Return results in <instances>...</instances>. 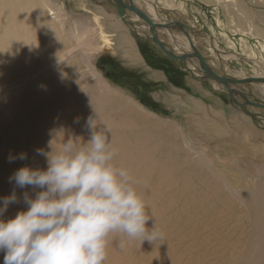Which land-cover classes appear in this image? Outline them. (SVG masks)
Here are the masks:
<instances>
[{"label":"bare ground","instance_id":"bare-ground-1","mask_svg":"<svg viewBox=\"0 0 264 264\" xmlns=\"http://www.w3.org/2000/svg\"><path fill=\"white\" fill-rule=\"evenodd\" d=\"M194 1L132 0L138 12L155 24L154 34L166 46L162 49L159 45L163 53L171 57L199 53L203 62L196 56L183 60V68L193 77L206 78L214 89L226 91L240 102L251 101L264 108V52L261 51H264V42H260L258 52L248 42V36L252 35L264 41V4L253 0H202L210 4L215 24L222 28V32H217L211 25L207 31L196 25L194 13H200L201 8ZM125 2L128 3L122 0ZM172 6L177 13L169 8ZM161 8L173 11L171 14H177L180 22L171 21V16L163 15ZM113 17L110 14L106 19ZM58 18V11L47 0H0V36L6 41L3 51L18 52L25 88L15 102L8 99L0 106V131L14 127L18 117H26L19 120L24 122L20 127H25V131L0 135V198L13 191L15 185L9 182V177L17 168L25 164L46 167L45 158L37 155L36 150L50 151L48 143L53 138V130L63 128L86 141L90 137L87 120L92 117L109 135L110 145L116 152L114 163L129 171L147 205L150 219L146 226L155 225L163 237L153 244L113 234L105 264H264V159L222 158L214 163L207 156L206 148L198 149L197 156L193 155L174 121L158 119L150 110L139 111L136 103L130 116L125 111L113 112L115 108L110 101L115 99L108 101L94 95L97 90L76 86L77 79L84 81L85 77L66 62V54L58 57V52L51 48L52 40H63L58 32L50 33L41 46L25 45L32 38L27 28L34 26L36 33H42L44 28L57 25ZM111 21L115 30L104 36L103 51L117 55L113 47L115 38L127 47L122 56L144 64L126 36V26L139 36L152 39L145 20L126 4L121 15ZM237 31L246 36L236 35ZM216 32L223 39L222 45ZM231 34L239 37L240 49ZM238 50L249 59L258 55L257 59L249 60V72L242 66L232 65L233 60L240 61ZM10 61L13 59L0 58V67L3 66L0 74L13 72L12 67L18 63ZM217 76L227 81H219ZM100 85L103 90L110 89L104 81ZM249 105L250 109H262L261 105ZM107 106L112 109L109 113L105 112ZM189 107L199 112L192 113L198 132L226 145L223 137L228 130L215 116L210 117L202 101L193 97ZM61 135L62 130L54 133L53 150L58 148L57 138ZM216 148L220 146L216 144ZM20 152H26L27 159L10 163V154ZM15 190L18 202L10 204L0 218L14 217L26 209L25 191L34 195L30 187ZM0 264H3L2 252Z\"/></svg>","mask_w":264,"mask_h":264},{"label":"rangeland","instance_id":"rangeland-1","mask_svg":"<svg viewBox=\"0 0 264 264\" xmlns=\"http://www.w3.org/2000/svg\"><path fill=\"white\" fill-rule=\"evenodd\" d=\"M253 1H261L264 4V0ZM47 2L53 4L54 9L58 11V24L44 28L42 33H36L34 26L27 28V32L32 38L25 45L41 46L50 37V33L53 35L54 32H58L63 40H52L51 48L58 52L56 53L58 57L66 54V62L74 65V69L85 77L84 81L77 79L76 86L79 88L86 86L97 90L94 95L101 96L108 101L111 98L115 99L116 101H110L115 108L113 112L125 111L130 116L133 114L132 109L136 103L135 108H138L139 111H142L141 109L150 110L158 119L174 121L181 136L194 152V156H197L198 149L206 148L207 156L212 157L214 163L221 161L222 158L224 160L246 157L264 159L263 107L262 109H250L251 105L247 102L243 100L240 102L226 91L214 89L206 78L193 77L188 70L183 68V61L163 53L160 46L152 39L139 36L129 26H126V36L131 39L133 47L135 46L139 51L144 64L122 56L127 47L119 44L114 37L113 47L117 50V55L103 51L105 48L104 36L115 30V24L111 20L120 16L123 6L125 9V5L128 3H122V0H47ZM117 3L121 4L120 7ZM194 4L198 9L201 8L200 13L198 11L194 13L197 17L196 25H201L202 27H199L205 31L209 30V25H211L217 32H222V28L215 24L210 4L202 0H195ZM97 6L102 9H96ZM191 6L193 5L189 4V7ZM169 8L174 12L162 8L161 12L163 15L165 13L171 16V21H178L177 14L174 16L171 14V12L177 13L176 8L173 6ZM104 13L106 15H103ZM224 13H221L222 17H224ZM110 14H114L115 17L106 19V16ZM224 28L228 30L226 26ZM232 29L233 27L230 28V30ZM236 35L246 36L239 31L236 32ZM236 35L231 34V38L233 37L232 41L236 40L234 43L238 44L239 37ZM217 37L220 40L219 44L222 45L223 39L219 33H217ZM248 39H250L248 42L252 43L254 51L261 50L260 42H264L262 39L254 35L248 36ZM5 44L4 37L0 36V58H11L13 61L10 62H16L18 65L12 67L11 74H0V106L6 104L8 99L15 102L21 95L19 93L25 91L18 52L5 53L3 51ZM94 50L95 52L91 54V51ZM241 52L238 50L240 61L233 60L232 65L242 66L249 72L250 61L257 59L255 57L258 55L254 54L255 57L249 59L251 57H246V54ZM27 55L23 57V61ZM191 56H195V54H190L187 57ZM2 63L4 66V61ZM250 72L252 71L250 70ZM101 81L108 83L110 89L103 90V86L100 85ZM117 93L123 96L118 97ZM193 97L202 101L208 109L210 117L215 116L226 127L228 133L223 137L226 145H220L215 139L204 137L198 132L194 125L193 114L199 112L189 107ZM109 108L107 106L105 112L109 113L112 110ZM25 118V116L18 117V121L13 122L15 126L4 128L0 131V135L25 131V127H20L24 125V122L19 121ZM215 143L220 146V149L216 148Z\"/></svg>","mask_w":264,"mask_h":264},{"label":"clouds","instance_id":"clouds-1","mask_svg":"<svg viewBox=\"0 0 264 264\" xmlns=\"http://www.w3.org/2000/svg\"><path fill=\"white\" fill-rule=\"evenodd\" d=\"M89 117L90 137L53 130L50 151L37 149L46 167L27 164L9 177L15 187L0 198V217L23 193L25 210L0 218V252L3 264H105L109 238L120 234L130 240L156 243L160 232L148 228L150 215L129 171L114 163L115 150L104 128ZM58 148L53 150L54 133ZM27 159L26 152L9 156V162ZM121 243V247H124Z\"/></svg>","mask_w":264,"mask_h":264},{"label":"water","instance_id":"water-1","mask_svg":"<svg viewBox=\"0 0 264 264\" xmlns=\"http://www.w3.org/2000/svg\"><path fill=\"white\" fill-rule=\"evenodd\" d=\"M127 2L129 4L130 8L132 9V11H134L138 15V17L144 19L146 24H148V26L150 28L151 35H152V39L154 40V42L157 43L158 45H160L162 47V49H166V46L163 43H160V41L157 39V37L154 34L153 28H154L155 24H153L152 21L147 16H145V15H143V14L138 12V10L134 6L132 0H127ZM122 12L123 11L121 10V13ZM121 13H120V15H121ZM190 54H195V56L198 57L203 62L202 56L199 53H197V52L196 53H185V54H182V55L172 54V58L183 61ZM216 78L219 81H224V80L227 81L226 79H224L223 77H220V76H217ZM246 102L248 104H252V105H261V104H258V103H255V102H251V101H246ZM259 107H263V106L261 105Z\"/></svg>","mask_w":264,"mask_h":264}]
</instances>
